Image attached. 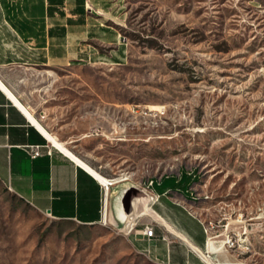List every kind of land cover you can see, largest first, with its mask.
Here are the masks:
<instances>
[{"label": "rangeland", "instance_id": "obj_1", "mask_svg": "<svg viewBox=\"0 0 264 264\" xmlns=\"http://www.w3.org/2000/svg\"><path fill=\"white\" fill-rule=\"evenodd\" d=\"M98 14L115 23L118 59L115 45L96 46L91 63L9 77L11 92L73 155L121 180L109 196L193 177L191 210L215 250L200 256L264 264V0H122ZM141 194L117 193L119 222L108 197L106 219L81 226L0 184V264H151L123 235Z\"/></svg>", "mask_w": 264, "mask_h": 264}, {"label": "crops", "instance_id": "obj_2", "mask_svg": "<svg viewBox=\"0 0 264 264\" xmlns=\"http://www.w3.org/2000/svg\"><path fill=\"white\" fill-rule=\"evenodd\" d=\"M121 1L87 0L85 5L84 0H0V184L54 221L98 224L101 183L58 149L32 121L31 117L37 122L33 108L11 92L8 78L38 69L91 63L101 59L96 48L101 45H115L109 58L118 59L123 53L118 35L106 20L114 22L99 17L98 12L110 11ZM37 123L49 134L45 125ZM29 147H38L40 154L30 157ZM150 180L148 187L145 181L140 185L121 183L108 194L109 216L116 221L113 201L119 191L131 187L147 200L155 197L148 200L149 214L138 215L124 233L132 252L151 264H246L231 261L224 254L214 263L200 256L206 233L191 210L193 177L177 173ZM144 225L152 229L149 239L141 234ZM206 247L215 252L210 242Z\"/></svg>", "mask_w": 264, "mask_h": 264}, {"label": "bare ground", "instance_id": "obj_3", "mask_svg": "<svg viewBox=\"0 0 264 264\" xmlns=\"http://www.w3.org/2000/svg\"><path fill=\"white\" fill-rule=\"evenodd\" d=\"M0 86L3 87V85L0 83ZM32 121L42 130V132L48 137V139L58 148L60 149L64 154H66L69 158H71L74 162H76L78 165L83 167L86 171H88L93 177H95L102 186H105L106 188V199L108 197V191L109 188L106 186L108 185L106 178L102 177L100 174H98L95 170H93L91 167H89L84 161L77 158L75 155H73L62 143H59L58 141L54 140L48 133H46L39 125L38 123L31 117ZM121 180H114L111 184L116 183ZM148 200L147 198L141 194V198L138 200H133L127 204V213L130 214V219H126L127 221L124 222L126 231L130 229L132 226V222L130 220L134 219V210L138 213L137 215L142 214H149L148 207H147ZM151 212V211H150ZM124 235V234H123ZM204 257V256H203ZM205 258V257H204ZM207 260V258H205ZM208 261V260H207ZM209 262V261H208Z\"/></svg>", "mask_w": 264, "mask_h": 264}, {"label": "built area", "instance_id": "obj_4", "mask_svg": "<svg viewBox=\"0 0 264 264\" xmlns=\"http://www.w3.org/2000/svg\"><path fill=\"white\" fill-rule=\"evenodd\" d=\"M85 1V5L87 4V0H84ZM27 153L30 157H36L40 154L39 152V149L38 147H29L27 149ZM46 153L49 154V150H46ZM107 180V184L106 185L108 188H110L112 185H114L115 183L111 184L115 179H106ZM117 183V182H116ZM151 185V180H145V187H148ZM101 186V191H102V197H101V207H100V222L104 221L106 219V211H107V199H106V188L105 186ZM148 200L149 201H154L155 200V197L154 196H149L148 197ZM141 234L144 238H151L152 237V229L150 226L148 225H144L142 227V230H141ZM206 246V241H205V244H204V248Z\"/></svg>", "mask_w": 264, "mask_h": 264}]
</instances>
